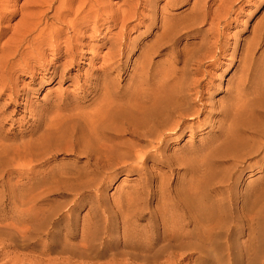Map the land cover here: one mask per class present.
I'll return each mask as SVG.
<instances>
[{"label":"rangeland","instance_id":"1","mask_svg":"<svg viewBox=\"0 0 264 264\" xmlns=\"http://www.w3.org/2000/svg\"><path fill=\"white\" fill-rule=\"evenodd\" d=\"M84 1H86L84 3L86 4L85 9L82 8ZM84 1L0 0V18H2V15L5 18V21L0 23L3 35L0 46H3L15 31H18L16 26L21 22L20 20H24L23 25L30 24L27 22L28 17V21H31L28 27L32 25V22L38 21L37 23L41 25L39 30L46 28L49 30L48 33L53 32V37H48L47 40L45 38L40 39L43 45L37 50L39 56L29 55L34 49L33 46H30L29 49L24 50L22 61L17 58L21 61L20 64L17 61V64L10 65L8 75L10 80L7 78L6 84L14 83L13 87L18 88V90L31 88L33 94L30 93L29 100L32 98L30 101L32 104L29 106L26 103V97L22 96L23 92L18 97L9 92L4 94V88L0 86V115H4L7 119L3 122V125H1L2 123L0 125L2 127L6 126L5 133L9 131L8 135L10 136L7 138V134L0 131V137L5 136L7 138V145H21L31 138L30 136H19L28 129L31 122L20 126V124L13 125L11 120L29 118L32 116V112L42 115L44 110L51 108V112L43 117L44 120L49 122L50 117L53 115L57 114L61 117L66 115L67 110H63L65 106L62 105L63 102L65 104L73 103V105L82 108L83 111H91L103 96L104 89L102 88H104V85L109 88L115 87L114 89L119 90L120 93L123 92V94L127 90L129 95L132 94L137 88L135 71L142 56L146 54L147 61L152 62L150 66H154L162 59V55L166 54L164 50L159 53L155 45L158 36L162 33L160 28L162 21H164L163 18L171 20L172 23V19L174 21L178 20L181 24L183 22V25L190 26L191 23L195 22V24L197 23L196 26L188 30L187 33L192 32V30L203 29L204 37L207 36V31L212 28L211 22L212 24L214 22L220 23L219 27L216 24V28L211 29L212 32L217 33L218 28L223 34L222 39L219 40L220 43L215 47L216 52H219V49L225 46L227 39L231 41L232 45H235L234 42L250 40L255 31L264 25V0H171V3L170 0ZM168 2L169 4H167ZM201 3H204L205 9H202L204 7ZM166 4L169 6L167 7ZM195 7L199 9L197 13L192 10ZM3 8L8 9L4 10ZM36 9H41V14ZM88 10L91 12H88ZM201 10H205V12L202 11L201 13ZM33 12L34 14H32ZM165 13L168 15L166 16ZM42 14L46 15L41 17ZM22 17H27V20L22 19ZM57 17H61V19L59 18V20ZM180 17L182 18L179 19ZM211 19H214V21ZM71 22H74L77 26L72 27ZM186 37L182 38L184 39L182 46L187 43V40H189V43L200 42V39L192 41L189 37ZM207 40L212 41V38L208 36ZM260 42V45L255 49L254 58L255 60L262 59V63H264V38ZM144 48L148 50H143ZM142 51L145 54L141 53ZM68 52H70L69 55L66 54ZM118 52L120 57L116 55ZM153 53L154 55H152ZM157 53L161 54L160 57ZM63 63L67 64V67H63L61 65ZM237 67L236 62L231 71L235 72ZM55 69H59L60 76L58 75L57 78L53 79L51 73ZM30 71L36 72L34 76ZM64 71L65 74L63 75ZM61 74L64 78L61 77ZM231 76V72L226 76V84ZM111 79L112 81H110ZM119 87L120 89H118ZM62 97L64 100H61ZM57 115L55 117H58ZM128 132L123 134L122 140L124 141H121L125 144L121 148L122 160L119 164L109 167V170H103L98 164L96 165L94 160H90L89 166L86 164L88 159L83 157L78 159L70 155L65 152L64 145L60 152L57 151L48 156V162L43 169L36 168L32 171L30 168H17L15 170L16 167H11L13 174L10 175L11 179L8 186L12 190L13 196L10 200H7L6 190L2 185L1 175H3V172H1L0 214L8 212V214L16 215V219L11 220L9 218L6 220L0 218V224L6 225L9 223L12 225L7 231L0 229V264H207L205 262L207 261L206 258L193 248L179 251L169 250L156 257L152 262L144 261L146 256L152 255L154 251L165 244L171 242L174 243L172 245H176L178 248L181 243V241L170 240L167 242L168 238L163 235L164 232H167L165 227L170 228L169 222H172V215L165 210L168 208V204L172 203V200L165 197L172 194L175 188L182 184L186 174L181 169L164 167V164L158 158V153L155 149H151V142H141L133 138ZM190 136L191 134L188 133L180 145L179 143L173 144L171 150L185 145L192 139ZM126 149L130 154L129 159L124 156ZM134 152L135 154H133ZM138 154L140 159L136 161L135 157ZM173 154L171 151L169 155ZM177 154L175 155L178 158L183 155H180L181 153ZM154 157H157V159ZM173 158H175L174 155ZM141 168L146 169L148 172H141ZM1 169L0 171H2ZM25 171L28 172L25 173ZM52 171L56 175H52ZM88 171L90 172L87 173ZM38 172H41L39 177L43 185L40 183L36 193L42 197L32 203L27 194L30 186L26 185L25 180L18 181L16 178L17 175L22 176L24 173ZM244 172L245 174H242L236 189L239 195L244 196L246 193L264 187V164H257L252 170ZM62 173L68 175L65 176ZM56 176H58V179ZM39 177H36V179ZM159 188L167 191L168 195H158ZM214 191L218 192V189ZM238 204L242 206L240 199ZM263 212L264 210L259 206L258 208H252L249 214H246L247 216L244 213L231 217L229 215L216 220L212 225V230L215 229L214 232L224 233V236L231 235L230 240L233 243L226 240L224 236L216 240L220 246H225L224 248L234 246L236 249H234V252L243 257L240 256L243 260L242 264H247L244 260H246L247 251L251 245L255 246L256 249L263 250L259 264H264ZM4 221H6L5 224H3ZM188 229L191 228L188 227ZM20 232L22 235L19 234ZM82 245L88 247L86 254L83 255L87 256L91 253L89 257L83 259L81 256L72 255L68 252V250L74 249L76 253H79L83 248ZM147 246L154 248L152 253L143 249ZM89 247L96 248V250L104 248L105 255L103 254L101 258L93 257L95 256L94 249H89ZM91 249L93 251L87 253ZM173 253L177 255L174 258L172 257ZM226 254L227 250L224 249V252L218 254V257H223ZM96 258L99 259L96 260Z\"/></svg>","mask_w":264,"mask_h":264},{"label":"bare ground","instance_id":"2","mask_svg":"<svg viewBox=\"0 0 264 264\" xmlns=\"http://www.w3.org/2000/svg\"><path fill=\"white\" fill-rule=\"evenodd\" d=\"M84 3L86 1L83 2V9L86 7ZM201 4L204 7V3ZM3 9L6 10L8 8ZM89 10L88 12H91ZM192 10L196 13L199 11L196 7ZM36 11H39L40 14L42 12L41 9H36ZM202 11L205 12V10H201V13ZM75 13L77 14V12ZM46 14L40 16L44 17ZM2 18H0V23L5 21V18ZM26 18L22 17V19ZM57 18L61 19V17ZM189 18L191 19L192 17ZM216 18L214 19L216 20ZM166 19L163 18L164 21H162L160 28L162 33L160 35L157 34L159 38H157L155 44L157 47L156 50L159 53L164 50L166 54L164 56L162 55V59L155 63L154 66H150L152 62L147 61L145 58L146 54L143 51L141 52L145 55L142 56L140 64H138L135 71L137 88L132 94L129 95L127 93L128 90L123 94V92L120 93L119 90L114 89L115 87L109 88L104 85V88H102L104 89L103 96L91 111H83L82 108L73 105V103L65 104L63 102L62 105H65L63 110H67L66 115L63 116L61 114V117L55 113L58 117L53 115L55 118L53 116L50 117L49 122L43 118L47 113L51 112L52 109L49 107V109L44 110L42 115L32 112V116L30 115L32 118L11 120L13 121V125L20 124V126L31 122L28 129L19 135L20 137L30 136L31 138L21 145L13 144L15 146H10L6 143V139L10 137L8 135L9 131L5 133L6 126L2 127L1 125L7 119H5L4 115H0V124L2 123L0 125L2 127H0V131L7 134V138L5 136L0 137V168H2L0 175L3 172V175H1L3 180L2 185L5 187L7 200L12 199V190L8 186L11 179L10 175L13 174L11 167H16L14 168L15 170L17 168H30L32 171L36 168L43 169L48 162V156L57 151L60 152L64 145L65 152L78 159L82 157L88 159L86 164L89 166L90 160H94L96 165L98 164L103 170H109V167L119 164L122 160L123 153L121 148L125 144L121 141H124L122 140L123 134L129 131L133 138L141 142H151V149H155L156 153H158V158L162 161L164 167L181 169L186 174L182 184L178 188L176 187L172 194L165 197L172 200V203H169L168 208L165 209L172 215V222H169L170 228L168 226L165 227L167 232H164L163 235L168 238L167 242L170 240L175 242L181 241V243L177 248L176 245H172L174 243L170 242L159 247L154 252L152 250L154 248L147 246L143 249L149 253L153 252V254L146 256L144 261L152 262L156 257L169 250L179 251L186 248H193L206 258L207 261L205 262L207 264H242L243 260L241 259L243 257L239 253L234 252V246L224 248L225 246L218 244L216 239L223 237L224 233L214 232L215 229L212 230V225L216 220L229 215L231 217L242 213L245 215L249 214L252 208H258L260 206L264 210V187L246 193L244 196L242 194L239 195L236 190L242 174H245L244 171L252 170L257 164H264V63H262V59L255 60L254 58L255 49L260 45V40L263 41L264 38V25L258 29L256 26L257 30L250 40L234 42L235 45H232L230 43L231 41L227 39L225 46L220 48L219 52H216L215 47L218 46V43H220L219 40L223 36L218 28L217 33L215 31L212 32L216 28L217 23L214 22L215 24H212L211 22L212 28H207L209 31H207V36L204 37L203 29H197V31L192 30V32L189 31L187 33L188 30L196 26L197 23L195 24V22L191 23L190 26L183 25L184 23L182 22L181 24L178 20L174 21L172 19V23L170 22L171 20ZM214 19L211 20L214 21ZM28 20L27 22L31 24V21L29 22ZM20 21L18 26H16L18 31H15L14 28L15 33L3 46H0V86H3L4 94L9 92L18 97L23 92L24 94L22 96L26 97V103L30 106L32 104L30 102L32 98L29 100L30 93H32L31 88L18 90V88L15 89L13 87L14 83L10 85L6 84L7 78L10 80L8 77L9 69L11 68L10 65L20 64L25 52L24 50L29 49L30 46H33L32 48L34 49L29 55L39 56L37 50L43 45L40 39L53 37V32L48 33L49 30L46 28L39 30L41 25L37 23V19V22H34L35 24L32 22V25L29 27L28 25L30 24L25 22L27 24L26 26L23 25L24 20ZM41 24L43 25V23ZM53 25L55 24L53 23ZM219 25L220 23L217 24L218 27ZM71 26L75 27L77 25L73 22ZM1 31L2 27H0V40L3 39ZM36 33L37 35L34 36ZM56 34L57 32L55 36ZM184 36L189 37L192 41L200 39V42L189 43V40H187V43L182 46V41L184 40L182 38ZM208 36L212 38V41L207 40ZM145 49L146 51L148 50L147 48L143 50ZM70 52L66 54L69 55ZM118 54L119 52L116 54L117 57H120ZM158 55L160 57L161 54ZM17 58L21 59V61ZM110 60L113 61L114 59ZM236 62L238 67L233 72L231 70L236 65ZM61 65L67 67V64L63 63ZM230 72L232 76L226 84V76ZM34 73L36 72H32L31 74L34 76ZM51 75L53 79L57 78L58 75L60 76L59 69H55ZM63 75L61 74V77ZM110 84L112 85V83ZM61 100H64L63 97ZM188 133L191 134L190 138L192 139L185 145L180 146V148L171 150V146L178 143L180 145ZM171 151L174 153L175 158H173V155H169ZM177 153H181L180 155L183 154L182 157H176L178 155ZM124 156L126 159H129L130 154L127 149L124 152ZM154 158L157 159V157ZM135 159L138 161L140 155L138 154ZM227 164L229 166L226 167L225 165ZM228 168L231 170H228ZM140 170L141 172H148L146 169L141 168ZM76 172L79 173L78 171ZM25 173L22 176L17 175L16 179L18 181L25 180L26 185L30 186L29 193L27 194L30 202L34 203L42 197L36 193L41 183L39 177L41 172ZM66 174L63 175L66 176ZM108 174L110 175V173ZM52 175L56 174L53 173ZM73 176L75 175L73 174ZM36 177L39 178L36 179ZM56 177L58 179V176ZM52 179L54 180V178ZM41 185L43 184L41 183ZM215 189H218V192H215ZM158 195L167 196L168 192L159 188ZM239 199L242 206L238 204ZM3 213L0 214V218H5L6 220L11 218L12 220L16 217V215L8 214V212ZM5 223L6 221L3 222V224ZM1 225L0 229L2 231H7L12 226L9 223ZM188 227L191 229H188ZM230 236L226 235L224 237L230 243H233L230 240ZM82 247L79 253H76L74 249H70L68 252L72 253V255L76 254L81 256L83 259L91 255L90 252L93 251L92 249L95 252V256L93 257L101 258L103 254L105 255L104 248L96 250V248L89 247V249L92 248L91 251H87L90 254L85 256L83 254H86L88 247L84 245ZM224 249L227 250V254L223 257H218V254L224 252ZM262 254L263 250L256 249L255 246L253 247L251 245L247 251L246 260L244 261L247 264H259ZM176 256V253L172 254L173 258Z\"/></svg>","mask_w":264,"mask_h":264}]
</instances>
